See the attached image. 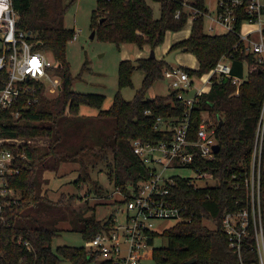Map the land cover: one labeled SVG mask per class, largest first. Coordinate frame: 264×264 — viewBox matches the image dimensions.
Returning a JSON list of instances; mask_svg holds the SVG:
<instances>
[{"label":"trees","instance_id":"16d2710c","mask_svg":"<svg viewBox=\"0 0 264 264\" xmlns=\"http://www.w3.org/2000/svg\"><path fill=\"white\" fill-rule=\"evenodd\" d=\"M75 1L13 0L18 12L16 27L30 32L35 48L55 60L52 71L59 77V89L53 96L45 95L43 89L38 90L36 102L23 109L24 102L16 105L21 109L18 118L6 111L0 123L1 137L30 140L10 146L18 172L8 177V184L16 190L18 198L10 202L0 216V264H88L83 246L53 248L52 240L63 230L64 222L70 223V229L79 231L84 240L91 239L111 225L112 213L97 218L95 204L85 203L80 208L73 205L76 197L73 193L62 192L55 200L49 198L43 189L48 182L44 173H57L65 162L78 163L80 172L72 182L79 189L91 178L90 166L104 161L113 189L119 188L130 196L148 176V167L133 152L132 140L157 144L170 139L171 132L155 129L156 119L180 118L186 109L177 98L178 90L147 97L152 85L164 80V71L172 67L163 57L121 59L117 66V90L106 109L102 108L103 94L74 90L77 74L72 73L66 48L75 31L64 25V15ZM148 1L160 3L159 17H154ZM196 2L201 7L202 0ZM177 10L181 11L179 17L174 16ZM187 17L181 0H95L90 29L118 50L128 44L139 49L145 45L155 49L163 42L167 31L183 29ZM203 24V16H197L189 35L171 45V49L183 47L197 59V68L179 67L191 78L199 77L223 54H231V74L243 76V81L236 87L229 78L212 76L209 91L197 96L191 107V138L195 136L202 113L215 122L219 150L213 160L197 157L195 162L206 169L213 168L216 182L193 187L186 180L175 178L171 196L185 211L180 220L161 234L151 233L152 239L158 235L165 237L167 244L153 245L150 256L153 264H187L191 259L196 260L194 264H258L253 237L247 238L240 256L230 248L222 217L246 205L244 179L250 169L255 128L264 98V66L258 64L253 55L234 51L239 22L235 31L220 34L205 32ZM243 63L247 65L245 73ZM136 70L143 73L141 85L133 98L126 100L121 89L133 86L132 75ZM5 78L6 72L0 71V87ZM81 105L98 111L94 115H82L79 113ZM87 189L99 197L110 196L97 184ZM260 194L264 227V170ZM123 199L115 198L110 205H121Z\"/></svg>","mask_w":264,"mask_h":264},{"label":"built area","instance_id":"2783aa9c","mask_svg":"<svg viewBox=\"0 0 264 264\" xmlns=\"http://www.w3.org/2000/svg\"><path fill=\"white\" fill-rule=\"evenodd\" d=\"M181 3L183 11L188 13L187 21L192 24L197 16H203V28L209 34L233 32L239 22L238 41L234 44V51L251 54L258 64L264 66V0H210L209 6L202 0L201 7L197 6L196 0H181ZM180 13L177 10L174 16L179 17ZM17 16L13 0H0V71L6 72V78L0 87V123L3 122L6 111L13 118L19 117L21 109L16 105L20 101L24 102L21 107L23 109L37 101L38 90H51L59 86V79L52 71L56 66L55 60L35 48L30 32L16 27ZM244 24L249 26L246 30H243ZM76 37L75 31L73 39ZM231 68V54H223L207 73L199 76L203 78L202 85L195 89L192 96H187V93L193 85V78L184 69L172 65L164 71V80H167L170 90H178L177 98L186 106L185 112L180 118L156 119L155 129L171 132L170 139L157 144L148 140H132L133 152L148 167V176L139 182L137 191L130 196L122 193L119 188L111 191V197L124 198V202L113 209L108 228H102L94 237L84 240L82 246L89 260L88 264H153L150 256L153 248L151 233H162L155 228L157 221H178L185 211V207L176 204L171 196L175 178L184 179L193 187L212 184L209 183L210 180L216 182L213 168L206 169L195 162L197 157L205 160L215 158L217 152L213 146L218 144L215 122L202 113L195 136L191 138L190 112L197 96L209 91L212 76L226 77L236 87L240 85L243 76L232 75ZM29 142L30 140L23 138L0 136V216L4 208L18 198L16 190L8 184V177L18 172L14 165L16 157L10 146ZM263 142L264 98L255 128L250 169L244 179L246 205L226 212L222 217V228L230 248L240 256L247 238L253 237L258 264H264L260 194L261 173L264 170ZM176 168L189 169L193 175L167 173Z\"/></svg>","mask_w":264,"mask_h":264},{"label":"rangeland","instance_id":"374dc122","mask_svg":"<svg viewBox=\"0 0 264 264\" xmlns=\"http://www.w3.org/2000/svg\"><path fill=\"white\" fill-rule=\"evenodd\" d=\"M206 5L209 6L210 0H204ZM153 9L154 17L160 15V3L158 1H148ZM95 7V0H76L67 10L64 15V25L68 28H73L77 32V37L68 42L66 48L67 59L70 62L72 73L77 74L73 83V89L79 92H92L101 93L105 96L102 108H108L113 100V96L117 90V66L121 59H135L142 57V55L149 56L151 48L144 46V49H139L135 45L128 44L123 45L118 50L116 46L108 41H103L94 36L90 38V15L92 9ZM188 11V9L186 8ZM243 30H246L249 26L244 24ZM191 22L188 20L183 29L175 31L176 33H170L171 35L187 34L190 33ZM168 35V34H167ZM165 34L163 42L154 49L156 57L162 58L168 54L171 50V45L164 51L161 49L163 44H166L168 37ZM189 35V34H188ZM183 39V38H182ZM181 40V39H180ZM51 58V57H49ZM177 63H172L173 66H179V64L196 67L198 65L196 57L186 51L180 52L177 56ZM182 66V65H181ZM247 66L243 63V72H246ZM59 79V77L57 76ZM143 78V73L139 70L134 71L132 75V87H125L121 89V94L126 100L133 98L135 91L140 87ZM203 78H193V85L189 89L187 96H192L195 89L202 85ZM59 87V86H58ZM51 88V86H50ZM59 88H43V92L47 96H53L56 94V90ZM168 82L167 80H158L147 92V97H152L156 94H167ZM97 109L86 105L79 107V113L82 115H94L97 113ZM104 161H98L94 167L90 166L89 172L91 178L89 181L83 183L81 188H77L73 184V180L79 175V164L72 162L62 163L57 173L45 172L44 177L48 178V182L43 185L44 193L51 199H57L64 193L76 194L72 203L76 207H83L86 204H95V216L101 218L108 216L113 212L115 208L112 204L114 197L104 196L100 197L96 195L89 188L92 184H97L107 190V194H110L113 190L112 184H110L107 178V172ZM168 174H177L183 176L193 175V172L186 168H176L169 170ZM203 183V182H201ZM213 183V181H209ZM90 191V192H89ZM89 214V213H87ZM176 220L168 219L157 221L156 230L161 233L163 229L169 228L174 225ZM209 226L211 223L207 222ZM70 223H63V230L53 238L52 247L55 248L58 245H71L82 246L84 239L81 233L75 229H70ZM167 239L158 235L153 242L154 246H165Z\"/></svg>","mask_w":264,"mask_h":264},{"label":"water","instance_id":"95a60500","mask_svg":"<svg viewBox=\"0 0 264 264\" xmlns=\"http://www.w3.org/2000/svg\"><path fill=\"white\" fill-rule=\"evenodd\" d=\"M95 36V30H91V33H90V38H93ZM181 51H184V48H175L173 50H171L168 54H166L163 59L169 63H176V59H175V54L178 53V52H181ZM149 57H156L155 55V51L154 49H151L150 50V54H149ZM59 88V87H58ZM219 119V122H221V119L220 117H218ZM213 149L215 152H217L219 150V144H215L213 146ZM196 262L195 259H191V260H188L187 261V264H194Z\"/></svg>","mask_w":264,"mask_h":264},{"label":"crops","instance_id":"0c3cea01","mask_svg":"<svg viewBox=\"0 0 264 264\" xmlns=\"http://www.w3.org/2000/svg\"><path fill=\"white\" fill-rule=\"evenodd\" d=\"M170 33H176V32H172V31H167L166 32V35H167V37H168V39H167V41L165 42L166 44H163L162 45V47H161V49H163L164 51L170 46V44H172L174 41H177V40H180V39H182V38H186L187 36H188V34H189V32L187 33V34H182V35H177V34H173V35H171ZM160 46H158V48H159ZM142 49H144V48H142ZM181 52H183V51H181ZM180 52H178V53H176L175 54V59H176V63H177V60H178V58H177V56H178V54H179ZM144 55H142V57H143ZM165 56V55H164ZM163 56V57H164ZM157 57H159V56H157ZM180 66L182 65V66H186V67H190V68H197V66L196 67H191V66H187V65H183V64H179ZM168 91L170 90V88L168 87V89H167ZM167 91V92H168ZM162 95H164V94H162Z\"/></svg>","mask_w":264,"mask_h":264}]
</instances>
